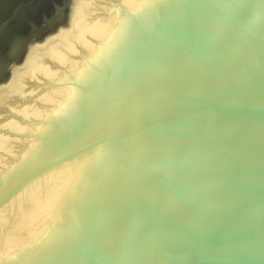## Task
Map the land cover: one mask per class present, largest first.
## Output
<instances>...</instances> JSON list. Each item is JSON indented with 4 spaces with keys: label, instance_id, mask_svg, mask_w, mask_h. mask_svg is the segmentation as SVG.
Wrapping results in <instances>:
<instances>
[{
    "label": "water",
    "instance_id": "1",
    "mask_svg": "<svg viewBox=\"0 0 264 264\" xmlns=\"http://www.w3.org/2000/svg\"><path fill=\"white\" fill-rule=\"evenodd\" d=\"M0 264H264V0H0Z\"/></svg>",
    "mask_w": 264,
    "mask_h": 264
}]
</instances>
